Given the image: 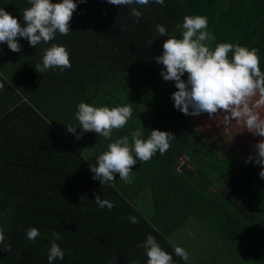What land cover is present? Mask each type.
<instances>
[{
	"label": "crops",
	"instance_id": "0c3cea01",
	"mask_svg": "<svg viewBox=\"0 0 264 264\" xmlns=\"http://www.w3.org/2000/svg\"><path fill=\"white\" fill-rule=\"evenodd\" d=\"M64 39L57 34L27 54L23 41L19 53L6 44L0 48V77L13 81L0 89V202L11 203L4 209L20 214L17 218L40 216L47 225V219H57L68 209L67 246L81 252L71 253L70 259L81 264H147L139 245L148 235L172 256L173 264H264V215L259 213L264 208V179L258 176L255 182L254 174L243 171L250 163H245L248 149L235 146V131L225 128L222 117L205 130L196 123L200 133L184 122V143L189 142L184 150L176 154L179 147L171 142L163 155L157 152L149 162L138 161L131 184L120 181L118 174L114 185L92 178L89 165L108 143L156 120L149 112L147 117L137 116L133 108L132 119L113 131L111 141L94 132L80 139L68 133L66 126H77V135L81 132L71 91L75 65L71 62L63 71L64 80L55 76L62 73L59 68L54 74L52 69L42 74L32 70L28 77L23 69L28 61L34 67L41 63L52 43L65 46L72 58L75 50L70 51ZM120 98L108 92L97 102L110 108L125 105ZM155 127L171 133L169 124L158 119ZM180 155L189 158L177 173ZM223 172L230 177L225 179ZM94 194L114 207L100 208ZM45 209L51 211L44 214ZM130 215L137 224L130 223ZM11 222L3 223L4 234L9 228L20 232L22 226ZM24 239L26 246V233ZM173 246L184 248L189 260L177 256Z\"/></svg>",
	"mask_w": 264,
	"mask_h": 264
},
{
	"label": "trees",
	"instance_id": "16d2710c",
	"mask_svg": "<svg viewBox=\"0 0 264 264\" xmlns=\"http://www.w3.org/2000/svg\"><path fill=\"white\" fill-rule=\"evenodd\" d=\"M52 2L60 3L62 0H52ZM74 2L77 3V9L71 20L72 33L65 36L66 39L62 41L67 43L70 51L75 50V55L73 53L70 60L75 65L74 71L71 72L74 79L71 91L76 108L82 102V98L85 103L100 106L97 102L98 96L111 92L118 95V99L121 100L120 95H122L126 104L132 103L137 116L147 117L146 113L149 112V117H155L154 120L158 119V123L169 124L170 132L174 135L171 142L179 147L176 154L184 150V145L189 143H184V122L197 130L201 129L196 125L199 123L205 127L201 130H205L216 122L214 120L223 118V114L218 113L213 118H209L206 113L186 116L174 108L171 99L172 93L176 91L174 82L163 80L160 75L164 70L163 66L157 64L155 59L162 55V45L167 39L158 36L155 27L157 24L165 26L169 35L181 38V33L175 29L177 24H182L185 15L205 16L208 18V30L216 37L212 44L213 48L216 43H234L249 49L257 48L260 67L264 71V0H164L163 6L150 0L145 6L133 4L120 7L109 5L107 0H87L86 3L74 0ZM27 7H30L27 0H0V8L16 17L22 27L24 26L22 13ZM133 7L143 13L138 22L130 16ZM149 40H152L150 45L147 44ZM18 41H23L25 44L26 54L28 51H34V47L29 46L27 40L19 38ZM3 46L5 44H0V48ZM28 63L23 68L26 77L29 71H35L33 64L29 61ZM54 72L55 70L50 73L54 74ZM3 76L0 77V83L8 88L6 82L10 84L13 81L7 75ZM55 76L59 78L58 80L65 79L64 72ZM182 79L186 81L187 74ZM258 98V95L254 97L253 102ZM263 110L264 106L257 110L262 117ZM178 118H181L180 122ZM156 121L150 122L144 129L147 132L154 130ZM224 126L228 130L235 131L236 147L248 149L249 156L256 155L254 145L264 138L249 133L243 123L236 120L225 123ZM200 144L204 146L203 143ZM243 171L254 174L256 182L261 165L250 162ZM223 177L226 179L230 176L224 174ZM235 194L238 192L235 191ZM6 206H11V203L0 202V228L4 229L3 223L10 219L12 221L10 224L16 223L22 227L20 232L13 233L12 228H9L4 234V242L0 244V264H48L47 255L53 240V232L60 234L61 238L56 243L64 252L63 259H57L53 264H81L75 262V259H70L71 253L77 252L81 255V252L67 246L70 239L65 229L68 209L62 211L57 219L53 216L47 219L49 222L47 225L40 216L17 218L20 214H11L4 209ZM42 211L47 214L51 210ZM259 213L263 216L264 208ZM33 227L38 229L40 234L35 241L27 238V245L24 246V233ZM76 244L78 248L82 247L80 242Z\"/></svg>",
	"mask_w": 264,
	"mask_h": 264
},
{
	"label": "clouds",
	"instance_id": "9594fccd",
	"mask_svg": "<svg viewBox=\"0 0 264 264\" xmlns=\"http://www.w3.org/2000/svg\"><path fill=\"white\" fill-rule=\"evenodd\" d=\"M30 7L23 10L20 21L10 13L0 8V44H6L13 53L21 51L18 38L27 40L29 46L36 47L40 43L48 44L57 33L68 36L71 32V20L77 9L74 0H62L53 3L52 0H27ZM87 0H79L86 3ZM150 0H107L109 5L129 6L148 5ZM163 6L164 0H151ZM143 13L133 7L130 16L136 22ZM159 37H167L162 45V55L156 57V63L163 66L160 72L164 81L174 82L176 91L171 99L174 108L188 116H198L206 113L209 118L223 114L225 123L236 120L242 122L246 130L254 136L264 138V117L257 111L264 106V71L260 67L259 49L240 46L234 43H216L215 35L208 30V18L201 15H185L182 24L176 25V31L181 38L169 35L166 27L156 26ZM155 39V37L153 38ZM152 40L147 42L150 45ZM59 68L61 72L71 68L70 54L65 46L52 43L44 50L42 62L35 65V71L42 74L49 69ZM187 74V80L182 77ZM4 85L0 83V89ZM258 99L253 102V98ZM133 117L132 103L123 106H93L81 102L77 106L75 119L78 121L80 134H76L77 126H66L67 132L80 139L86 132H94L106 140H112L114 130L127 126ZM141 125V124H140ZM147 132L142 126L107 144V150L95 158V164L89 165L93 179L101 185H114L115 174L125 184L133 182L132 168L139 161L149 162L159 152L163 155L169 150L174 135L160 130ZM255 156H249L245 163L252 162L261 165L259 177L264 179V139L254 145ZM95 203L111 210L114 204L102 200L95 195ZM131 224L138 220L129 216ZM39 230L29 228L26 236L35 241ZM189 235H193L189 232ZM53 240L48 251V264L57 259H63L64 252L56 243L60 234L52 233ZM4 230L0 228V244L4 242ZM145 250L147 264H173L172 256L158 244L152 235L139 245ZM174 252L183 261L189 260L188 252L179 246H173ZM10 248V245L8 246ZM135 264V262H133Z\"/></svg>",
	"mask_w": 264,
	"mask_h": 264
},
{
	"label": "built area",
	"instance_id": "2783aa9c",
	"mask_svg": "<svg viewBox=\"0 0 264 264\" xmlns=\"http://www.w3.org/2000/svg\"><path fill=\"white\" fill-rule=\"evenodd\" d=\"M187 161H188L187 155H180L175 161V171L177 173H180L181 168L185 166Z\"/></svg>",
	"mask_w": 264,
	"mask_h": 264
},
{
	"label": "rangeland",
	"instance_id": "374dc122",
	"mask_svg": "<svg viewBox=\"0 0 264 264\" xmlns=\"http://www.w3.org/2000/svg\"><path fill=\"white\" fill-rule=\"evenodd\" d=\"M263 112H264V110H263ZM264 117V116H263Z\"/></svg>",
	"mask_w": 264,
	"mask_h": 264
}]
</instances>
